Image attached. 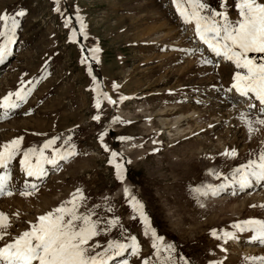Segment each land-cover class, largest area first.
<instances>
[{
	"label": "rangeland",
	"instance_id": "rangeland-1",
	"mask_svg": "<svg viewBox=\"0 0 264 264\" xmlns=\"http://www.w3.org/2000/svg\"><path fill=\"white\" fill-rule=\"evenodd\" d=\"M207 2L211 7L218 5V0ZM54 6L53 0H0V12L12 14L23 8L27 13L20 18L13 55L0 64V98L15 91L21 78L39 79L45 60L50 73L36 85L27 103L10 119L0 121V145L23 137L22 149L39 147L45 139L66 136L72 129L73 143L80 153L63 163L61 170L50 171L31 197L19 194L26 177L17 157L11 166L15 194L0 197V212L10 217L12 234L25 230L27 221L59 206L80 188L88 208L100 205L97 211L101 215L119 217L126 232L137 237L140 258L132 257L130 264H141L145 257L151 258L152 264L151 238L144 235L138 216L133 218L123 191L128 187L129 197L145 204L153 225L165 236L164 242L174 244L178 256L190 264H255L250 258L264 256V245L253 241L251 233L237 232L236 239L225 243L211 232L215 229L222 236V230L235 231L230 226L236 221L264 219V187L201 198L204 208L190 192L202 183H220L208 174L210 169L228 174L250 155L254 158L264 141V129L249 139L239 119L240 112L247 110L246 102L238 103L234 90L225 92L231 86L235 66L230 61L216 64L214 55L195 38L194 26L181 24L171 0H61V11L71 14L69 28L53 11ZM77 6L87 25L88 39L72 43L68 40L72 27L79 30ZM228 11L235 20L237 10L230 5ZM81 45L85 50L92 46L101 49L100 63L93 62L92 69L103 91L114 100L121 95L129 97L117 105L103 101L99 123L92 120L97 114L95 93L90 90L92 78L80 63ZM193 46L199 48L196 56L174 50ZM199 52L213 63L200 64ZM113 83L119 86L115 90ZM177 115L181 117L175 120ZM113 116L131 123L113 124ZM175 121L181 128L185 123L191 127L172 135ZM105 128L108 135L104 142L131 160L123 183L115 179L114 169L107 163L109 153L98 141ZM121 135L133 139L121 144L114 139ZM231 148L237 150L235 158L220 155ZM105 197L113 212H104ZM117 235L118 229H113L96 239L106 245ZM245 244L254 248L246 249Z\"/></svg>",
	"mask_w": 264,
	"mask_h": 264
},
{
	"label": "snow or ice",
	"instance_id": "snow-or-ice-1",
	"mask_svg": "<svg viewBox=\"0 0 264 264\" xmlns=\"http://www.w3.org/2000/svg\"><path fill=\"white\" fill-rule=\"evenodd\" d=\"M53 11L59 13L64 20V27L72 24L71 14L65 15L61 11V0H53ZM182 25H193L194 36L199 43L206 45V50L216 57H223L235 66L230 88L246 100V111H241L239 119L245 127L249 139L264 129V0H218L217 7H211L207 0H171ZM230 5L238 12L235 20L229 17ZM219 9V10H218ZM26 10L19 8L9 14L7 10L0 12V64H4L13 55L12 46L17 42L21 20L26 16ZM75 23L79 25L77 31L72 27L68 36L69 42L76 43L78 38L88 39L87 25L80 15L78 6L75 8ZM186 55L196 56L198 48H176ZM99 46H92L85 50L81 45L80 63L86 66L87 75L92 78L91 91L95 93L94 108L97 114L92 120L101 121L100 109L103 101L109 105H117L129 99L119 96L114 100L103 91L93 74L92 63H100ZM253 54V55H250ZM200 64H212L213 61L199 52ZM48 60L44 61L39 79H20L15 91H9L0 98V121L10 119L12 114L28 102L40 80L46 79ZM26 75V74H25ZM113 89L119 86L115 83ZM198 103H201L198 101ZM235 108V104L232 105ZM30 111L25 112L29 115ZM254 114V115H253ZM111 123H131L118 116L111 118ZM74 130L70 129L66 136L54 135L45 139L39 147L21 148L23 137L14 138L0 145V197L15 194L12 186V164L19 156L20 171L26 179L19 194L31 197L38 192L51 172L61 170L62 164L69 162L80 153L73 143ZM108 135L105 128L98 134L101 148L109 153L107 163L114 169L115 179L121 183L126 179V166L131 160L124 153L112 148L104 142ZM114 139L121 144L129 142L133 137L117 136ZM58 141L62 143L57 146ZM156 143V141H153ZM258 154L233 167L228 174L210 169L209 175L220 183H202L190 188L196 203L204 208L201 198H217L228 192L231 195L244 193L256 186L264 187V141H261ZM132 147H137L133 144ZM142 147V145H140ZM158 151V149L153 150ZM50 153V154H49ZM226 158H235V148L225 149L220 153ZM210 158V157H209ZM30 178V179H27ZM124 195L140 223L143 225L144 235L150 236L153 249L152 264H190L184 256H178L176 246L165 243V236L160 234L153 225L146 206L135 196L129 197V188L124 187ZM87 197L80 188L75 189L71 198L59 206L38 215L34 221H27V228L13 235L10 217L0 212V264H130L132 257L140 258L141 245L137 237L126 230L120 223L119 217H107L97 210L100 205L88 208ZM104 212H113L104 198ZM264 207V205H261ZM84 208V211L80 209ZM17 215L18 214H14ZM235 231H223L222 236L215 229L211 235L222 239L225 243L237 238L236 233H251V239L264 245V219L249 218L234 222L231 226ZM113 229H118L115 239H108L102 245L96 238L108 235ZM221 251H225L221 248ZM151 258L141 259V264H149ZM255 264H264V256L251 257ZM209 264H221L220 261H210Z\"/></svg>",
	"mask_w": 264,
	"mask_h": 264
},
{
	"label": "bare ground",
	"instance_id": "bare-ground-1",
	"mask_svg": "<svg viewBox=\"0 0 264 264\" xmlns=\"http://www.w3.org/2000/svg\"><path fill=\"white\" fill-rule=\"evenodd\" d=\"M193 47H195V46H193ZM204 47H206V45H204ZM198 48V47H197ZM199 49V48H198ZM201 49V48H200ZM210 53V52H209ZM211 55H214V54H212V53H210ZM211 58H212V56H211ZM214 58L216 59L215 61H216V64L218 65V63L219 64H222V63H226V61L227 60H225L222 56L221 57H216V56H214ZM233 97H237V99H238V103H240V101L242 102V103H245L246 102V100L244 99V98H242V97H240L239 95H236V93L235 94H233ZM239 97V98H238ZM235 100V99H234ZM235 102V101H234ZM194 113L195 112H193L192 111V113H190V115L189 116H193L194 115ZM181 117V115H177L176 117H175V120L176 119H178V118H180ZM195 118V117H194ZM193 118V119H194ZM34 121H36L37 122V119H34ZM165 120H163L162 121V124H165V122H164ZM196 121V120H195ZM178 122L177 121H175L173 124H172V126L174 127V131H173V133H172V135L173 134H178V133H181V132H183L186 128H190L191 126L190 125H188L187 123H185L186 124V126L185 127H180L178 124H177ZM196 124H197V121L195 122ZM257 188H259V186H256V187H254V190L255 189H257ZM253 190V189H252ZM46 195V194H45ZM43 197H44V195H43ZM242 197H245L244 196V194L242 195ZM246 245V249H252V248H254V245L253 244H245ZM248 245V246H247ZM245 250V249H244ZM251 251V250H250ZM249 251V252H250Z\"/></svg>",
	"mask_w": 264,
	"mask_h": 264
}]
</instances>
